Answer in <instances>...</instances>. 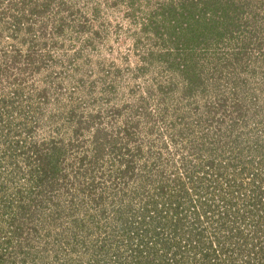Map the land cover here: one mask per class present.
<instances>
[{
	"label": "rangeland",
	"instance_id": "obj_1",
	"mask_svg": "<svg viewBox=\"0 0 264 264\" xmlns=\"http://www.w3.org/2000/svg\"><path fill=\"white\" fill-rule=\"evenodd\" d=\"M180 256L264 264V0H0V264Z\"/></svg>",
	"mask_w": 264,
	"mask_h": 264
},
{
	"label": "trees",
	"instance_id": "obj_2",
	"mask_svg": "<svg viewBox=\"0 0 264 264\" xmlns=\"http://www.w3.org/2000/svg\"><path fill=\"white\" fill-rule=\"evenodd\" d=\"M170 181H172V180H170ZM168 183H169V181H160V184L158 185V187H159V191H160V193H162V195H165L166 194V191L168 189V188H166V185H168ZM176 183H177V185L180 184L179 181H176ZM177 215H179V212H178ZM173 261L175 262L174 264H180V263L183 262V258H182V256H180L178 258H174Z\"/></svg>",
	"mask_w": 264,
	"mask_h": 264
}]
</instances>
